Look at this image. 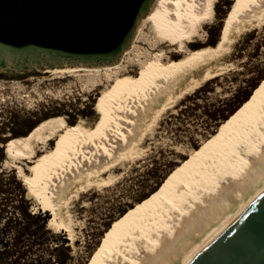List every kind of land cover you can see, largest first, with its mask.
<instances>
[{
	"label": "bare ground",
	"instance_id": "6f19581e",
	"mask_svg": "<svg viewBox=\"0 0 264 264\" xmlns=\"http://www.w3.org/2000/svg\"><path fill=\"white\" fill-rule=\"evenodd\" d=\"M214 2L205 5L202 0H157L138 31L149 22L154 31L177 44V53H182L184 43H191L202 23L212 18ZM259 4L260 0H241L226 18L215 47L185 52L177 62L156 54L154 64H142L137 78L103 92L95 111L101 122L93 132L80 124L69 127L63 119L55 118L4 144L8 158L33 164L26 167L31 176L22 175L20 180L28 186V194L41 200L50 213L48 227H65L57 217L66 191L84 176L96 177L99 169L104 171L106 160L110 163L115 152H122L142 133L148 117L156 119L185 92L216 75L207 70L197 78L192 73L225 48L232 35L252 26L249 17H256ZM125 55L127 52L117 65L102 68L103 75L124 74ZM95 70L51 73L99 72ZM54 138H58L57 149L34 158L36 147L44 148ZM97 159L104 166L98 168ZM17 171L21 174L20 166ZM263 190L264 93L216 139L208 156L176 180L160 202L140 213L109 241L96 264H187Z\"/></svg>",
	"mask_w": 264,
	"mask_h": 264
},
{
	"label": "rangeland",
	"instance_id": "374dc122",
	"mask_svg": "<svg viewBox=\"0 0 264 264\" xmlns=\"http://www.w3.org/2000/svg\"><path fill=\"white\" fill-rule=\"evenodd\" d=\"M209 1L202 0V3L207 5ZM240 1L215 0L212 18L202 23L191 43H184L182 53L176 52L177 44L170 43L168 36L158 34L149 22H145L124 57V62L127 59L126 72L118 73L116 80L118 74L105 76L101 69L99 72L50 71L11 80L0 79V201L7 205V216L11 215L10 205L19 198V192H13L14 177L23 191V199L29 201L30 211L46 213L50 219L42 201L30 196L28 186L20 180L22 175L31 176L26 167L33 164L8 158L4 148L8 140L22 137L27 127L37 126L47 117L46 120L61 118L69 127L80 124L93 132L101 122L95 111L103 92L137 78L142 64H154L152 60L156 54L177 62L185 52L196 51V47L198 51L213 48L209 43L214 40L215 47L226 18ZM255 15L253 18L250 14L253 20L250 28L232 35L225 48L192 73L199 78L208 70L216 74L214 77L202 80L195 89L185 92L156 119L151 121L148 117L142 133L122 152H115L110 163L106 160L104 166L97 159L98 168L104 166V171L99 169L96 177L94 174L88 178L84 176L66 191L57 217L65 227L49 228L48 221L46 223V229L64 235L68 241V250L64 251L69 256L66 264H96L109 241L124 228V221L131 216L135 219L138 216L135 212L160 195L169 183L173 185L176 182L173 177L183 176L189 164H196L208 156L213 143L220 137L218 134L254 101L264 87V0H260ZM220 21L222 27L217 37L214 28ZM229 103L233 104V112H220L228 110ZM80 111L83 116L78 115ZM57 144L58 138H54L44 148L36 147L34 158L55 151ZM164 175L154 192L139 202L135 200L142 193H148L156 178ZM53 261L51 259L52 264Z\"/></svg>",
	"mask_w": 264,
	"mask_h": 264
},
{
	"label": "water",
	"instance_id": "95a60500",
	"mask_svg": "<svg viewBox=\"0 0 264 264\" xmlns=\"http://www.w3.org/2000/svg\"><path fill=\"white\" fill-rule=\"evenodd\" d=\"M156 2L0 0V79L115 66ZM187 264H264V190Z\"/></svg>",
	"mask_w": 264,
	"mask_h": 264
},
{
	"label": "trees",
	"instance_id": "16d2710c",
	"mask_svg": "<svg viewBox=\"0 0 264 264\" xmlns=\"http://www.w3.org/2000/svg\"><path fill=\"white\" fill-rule=\"evenodd\" d=\"M221 27L222 21H220L214 28L216 30L215 36L218 37ZM209 44L214 47L215 40ZM263 93L264 87L254 98V101H252V103H250V101V105L247 106L245 110L241 111L239 115L227 126H225L218 136L224 133L232 125V123L236 122L240 118L242 114L251 109ZM247 98L248 96H245V99ZM232 106L233 104L229 103L228 110L223 109L220 112L228 111L229 113H232L234 109H231ZM238 110L239 109H237L235 112ZM217 113L218 114L216 115L219 116V111H217ZM78 115L83 116V111H80ZM47 118H44L43 120H46ZM224 119H226V117H224ZM35 126L36 124L27 127V133L30 132ZM15 136L21 135L16 134ZM192 165L194 164H189L188 168ZM161 176L156 178L154 187L147 191L148 193H142L135 200L139 202L147 197L150 193L154 192L159 187L161 181L166 175L163 177ZM173 179L177 180L179 177L174 176ZM12 181L14 186L13 192H19L18 196L17 194L15 195L19 198L10 205L11 215L9 216H7V205L0 201V264H52L51 259L54 260V264H66L69 260L68 253L64 252L68 250L67 239L64 237V235L60 236V234H53L51 231L46 229L48 214L41 213L40 211L37 213H32L30 211L29 201L23 199V191L21 190L19 183L14 180V177H12ZM171 185L172 184L169 183L160 195L155 197L144 207L139 208L135 213L139 215L140 213L149 210L156 203L160 202L170 189ZM0 192H2V189H0ZM131 220H133L132 216L124 221L122 227L126 226Z\"/></svg>",
	"mask_w": 264,
	"mask_h": 264
}]
</instances>
